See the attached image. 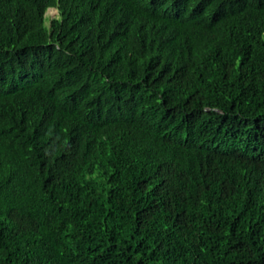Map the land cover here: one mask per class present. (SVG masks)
<instances>
[{
	"label": "trees",
	"instance_id": "1",
	"mask_svg": "<svg viewBox=\"0 0 264 264\" xmlns=\"http://www.w3.org/2000/svg\"><path fill=\"white\" fill-rule=\"evenodd\" d=\"M0 264H264V0H0Z\"/></svg>",
	"mask_w": 264,
	"mask_h": 264
},
{
	"label": "clouds",
	"instance_id": "2",
	"mask_svg": "<svg viewBox=\"0 0 264 264\" xmlns=\"http://www.w3.org/2000/svg\"><path fill=\"white\" fill-rule=\"evenodd\" d=\"M51 10L55 11V14L53 16L48 14V12ZM56 14H57V10L55 8H49L46 11L44 19H43L44 26L49 27L50 26V19L56 17ZM122 54L124 55V53H122ZM117 58H118V54H113L112 58L110 59L111 62L109 61L107 63L106 62H104V63L106 66H115L118 64ZM147 62L149 64H152L153 66H156L155 61L151 57H149L147 59ZM137 66H138V63H137V56H136V57H133V61L131 63H129L130 71H135ZM130 78H131V72L129 73L127 79H130ZM146 87L148 90L155 91L150 86H146ZM139 92H140V90L136 89V88H130L128 90L126 89V90L116 91L111 95L109 94L108 91L102 92V95L104 96V98H99L93 103V105L96 106V108L93 111L91 117H87V119L97 128H101V127L108 128V127H112L113 124H117L119 122H122V120L127 116V114H129L134 109L133 108L134 105L137 103L139 105V102H138ZM206 110L217 113V115H218L217 120L218 121H221L223 119L222 118L223 112L221 110H218L216 108H211V107H206ZM21 113L24 117H31L32 116V112L28 109H25ZM155 115L157 116V113H155ZM151 119H147V118L144 119L145 126L149 125ZM96 120H98V121H96ZM41 122H45V128L42 131H40V133L49 132V133L53 134L52 126L54 125V123L49 122L47 118H44V117H41L40 115H38L36 118V124H40ZM206 124H207V126L213 127L215 130H217V127H215V121H206ZM201 126H202V123L200 121L195 123L194 130L199 131L201 129ZM186 128H187V126H186ZM101 132L103 133V131H101ZM189 140L193 141L191 139H189ZM51 142L54 146H60V143L63 142V138L62 139L52 138ZM89 143L95 144V142H93L92 140H90ZM124 143L128 149V156L126 157V159L124 161L115 165V167L113 169V174L115 172L118 173L122 170H126L127 168H129L131 161L133 159L134 154H133V151L131 149V146L130 145L128 146L129 143L126 140H124ZM211 144H212V137H211V139H208L205 142L198 140V141H196V144L194 146H191L190 148H195V149L199 150V152L202 153V155H203L212 149ZM88 149L89 148L87 145H85V144H82V146L80 145L79 158L83 157L84 155H96L100 151L99 145H96V148L92 149L90 151H88ZM244 161L255 162L254 153L253 152L250 153L249 151H245L242 149L241 151L237 152L235 154V156L232 158V162L234 164L241 163ZM38 165L41 169H45L47 167V162L45 160L38 158ZM124 180L129 182V183H134V184L139 185V186L144 185V184L149 182V180H144L142 177L135 176V175H130V176L126 177ZM113 181H114V179H113ZM156 194H158L157 187L155 188L154 196ZM127 202L128 201L125 200V202L123 204L126 205Z\"/></svg>",
	"mask_w": 264,
	"mask_h": 264
},
{
	"label": "rangeland",
	"instance_id": "3",
	"mask_svg": "<svg viewBox=\"0 0 264 264\" xmlns=\"http://www.w3.org/2000/svg\"><path fill=\"white\" fill-rule=\"evenodd\" d=\"M49 15L53 16L55 14V11L51 10L48 12Z\"/></svg>",
	"mask_w": 264,
	"mask_h": 264
},
{
	"label": "bare ground",
	"instance_id": "4",
	"mask_svg": "<svg viewBox=\"0 0 264 264\" xmlns=\"http://www.w3.org/2000/svg\"><path fill=\"white\" fill-rule=\"evenodd\" d=\"M119 86V85H118ZM262 126V125H261ZM249 175V174H248ZM252 177V176H251Z\"/></svg>",
	"mask_w": 264,
	"mask_h": 264
}]
</instances>
